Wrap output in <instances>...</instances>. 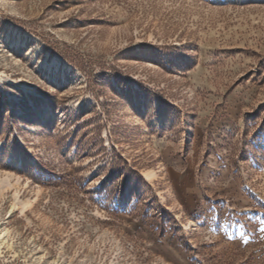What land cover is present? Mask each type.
I'll return each mask as SVG.
<instances>
[{
	"label": "rangeland",
	"instance_id": "rangeland-1",
	"mask_svg": "<svg viewBox=\"0 0 264 264\" xmlns=\"http://www.w3.org/2000/svg\"><path fill=\"white\" fill-rule=\"evenodd\" d=\"M0 149V264H264V0H0Z\"/></svg>",
	"mask_w": 264,
	"mask_h": 264
},
{
	"label": "bare ground",
	"instance_id": "bare-ground-1",
	"mask_svg": "<svg viewBox=\"0 0 264 264\" xmlns=\"http://www.w3.org/2000/svg\"><path fill=\"white\" fill-rule=\"evenodd\" d=\"M17 199H18V198H17V196H16V197H15V200H17ZM15 204H17V203H14V204H13V208L15 207ZM22 205H23V204H22ZM3 235H4V234H0V239L3 238Z\"/></svg>",
	"mask_w": 264,
	"mask_h": 264
},
{
	"label": "snow or ice",
	"instance_id": "snow-or-ice-1",
	"mask_svg": "<svg viewBox=\"0 0 264 264\" xmlns=\"http://www.w3.org/2000/svg\"><path fill=\"white\" fill-rule=\"evenodd\" d=\"M0 155H2V149H0Z\"/></svg>",
	"mask_w": 264,
	"mask_h": 264
}]
</instances>
